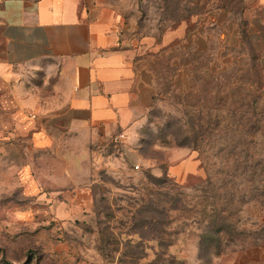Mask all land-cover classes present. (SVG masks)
<instances>
[{"label": "crops", "instance_id": "0c3cea01", "mask_svg": "<svg viewBox=\"0 0 264 264\" xmlns=\"http://www.w3.org/2000/svg\"><path fill=\"white\" fill-rule=\"evenodd\" d=\"M243 46L264 67V0H0L3 172L26 196L88 205L100 149L137 139L164 86L189 92ZM171 173L200 175L195 153Z\"/></svg>", "mask_w": 264, "mask_h": 264}, {"label": "rangeland", "instance_id": "374dc122", "mask_svg": "<svg viewBox=\"0 0 264 264\" xmlns=\"http://www.w3.org/2000/svg\"><path fill=\"white\" fill-rule=\"evenodd\" d=\"M162 91L137 139L100 149L88 205L26 196L0 166V264H264L259 57L243 46L189 92ZM193 153L200 178L179 181L171 170Z\"/></svg>", "mask_w": 264, "mask_h": 264}, {"label": "trees", "instance_id": "16d2710c", "mask_svg": "<svg viewBox=\"0 0 264 264\" xmlns=\"http://www.w3.org/2000/svg\"><path fill=\"white\" fill-rule=\"evenodd\" d=\"M114 145V144H113ZM114 146H116V145H114ZM197 159L199 160V162H200V169H201V159L199 158V157H197ZM201 172H202V170H201ZM165 177H166V179L164 180V182H167L168 181V178H167V175H165ZM191 179H199L200 177H199V175H191V177H190ZM156 181H161L162 179H156V178H154ZM155 185H157V184H155ZM158 186H162V184H159ZM165 195H168V194H165ZM180 195V197H183L184 196V194L183 193H180L179 194ZM181 200H178V202H180ZM150 204H151V207L149 208V209H147V213L148 214H152V213H154L155 212V209H152V201H150L149 202ZM217 218H218V220L221 222V221H223V218H222V214L220 213V214H218L217 216H216ZM219 230H220V232H222V230H221V228H219Z\"/></svg>", "mask_w": 264, "mask_h": 264}, {"label": "built area", "instance_id": "2783aa9c", "mask_svg": "<svg viewBox=\"0 0 264 264\" xmlns=\"http://www.w3.org/2000/svg\"><path fill=\"white\" fill-rule=\"evenodd\" d=\"M124 140H125V135L120 134L113 139L112 143L114 145H119V144H122L124 142Z\"/></svg>", "mask_w": 264, "mask_h": 264}]
</instances>
